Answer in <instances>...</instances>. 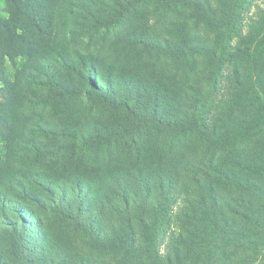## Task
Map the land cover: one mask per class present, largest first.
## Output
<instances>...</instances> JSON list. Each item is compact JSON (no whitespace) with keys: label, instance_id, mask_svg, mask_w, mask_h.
<instances>
[{"label":"trees","instance_id":"16d2710c","mask_svg":"<svg viewBox=\"0 0 264 264\" xmlns=\"http://www.w3.org/2000/svg\"><path fill=\"white\" fill-rule=\"evenodd\" d=\"M5 1L0 206L23 224L26 210L40 221L48 194V210L83 241L107 244L110 264H264V0H119L106 11L93 0ZM148 6L158 8L155 23L134 43L172 57L169 87L102 63L59 25L69 11L91 28H111L146 17ZM74 76L131 121L97 137L128 136L142 167L110 169L101 179L99 169L73 163L83 93ZM46 108L59 119H45L38 110Z\"/></svg>","mask_w":264,"mask_h":264},{"label":"rangeland","instance_id":"374dc122","mask_svg":"<svg viewBox=\"0 0 264 264\" xmlns=\"http://www.w3.org/2000/svg\"><path fill=\"white\" fill-rule=\"evenodd\" d=\"M93 1L102 8L100 11H106L114 10L119 0ZM261 2L262 0H258V3ZM7 6L5 0H0V15L7 14ZM156 9L158 8L148 6L146 17L136 13L130 20H124L121 25L111 28H91L92 22L83 18L82 14L74 18L69 16V11H67L59 25H61L62 33L76 42L78 48L85 49L88 46L102 63L114 67L121 73L131 74L133 79L139 81L140 84L146 82L152 86L169 87L177 72L172 63V57L151 48L136 46L134 43L136 36L155 23ZM178 19L180 16H175L174 23L168 24V27L175 29ZM169 28L165 34L171 31ZM93 78L99 85H105L101 76L94 74ZM76 81L83 88V93L80 98L81 112H79L82 116L78 119L75 128L77 130L76 145L71 154L73 163L80 164L81 169H85L90 174L99 169L101 173L97 178L101 179L110 169H117L121 173L126 171L133 173L136 167H142L138 160V153L128 140V136L124 138L121 136L120 140L114 143L104 142L97 137L99 132L107 133L111 129L118 132L121 127L128 129L131 121L96 98L91 93V87L86 79L78 80V77L74 76L73 82ZM147 99L151 100V104L152 98ZM38 112L47 120L59 119L53 113L52 108L39 109ZM149 129L154 136L159 134L157 129L153 127ZM149 141L153 142L151 139ZM25 148L28 147L25 146ZM22 149L23 147L18 151L19 156ZM146 150L144 148L142 157L149 159ZM21 157L25 159L27 156ZM17 160L18 158L14 159V161ZM19 168L26 169V166L20 165ZM100 189L101 192L104 191V185ZM47 195L42 194L47 206L54 207V202ZM70 195L76 196L74 192ZM83 196L86 195L83 194ZM47 206L41 205L38 211L40 221L35 218L32 220L30 213L27 210L24 211V219L28 222L26 224H23V219L9 206L6 210L0 206V262L48 264L58 260L62 264H81L79 262L84 257L92 264H103L104 261L110 264L111 257L106 247L107 244L98 245L94 240L89 239L83 241L82 235L68 227L60 213L48 210ZM37 222L39 225L34 226ZM24 225H27V230L22 227ZM28 242L30 245L26 246Z\"/></svg>","mask_w":264,"mask_h":264}]
</instances>
